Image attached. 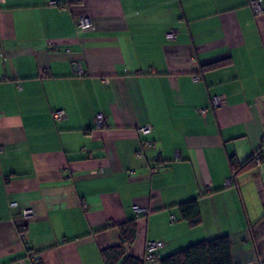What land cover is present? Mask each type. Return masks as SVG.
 Segmentation results:
<instances>
[{"label": "crops", "instance_id": "1", "mask_svg": "<svg viewBox=\"0 0 264 264\" xmlns=\"http://www.w3.org/2000/svg\"><path fill=\"white\" fill-rule=\"evenodd\" d=\"M253 1L0 4V264H107L130 223L126 255L139 261L149 242L165 258L222 236L234 264L264 260V13ZM194 199L193 227L179 206Z\"/></svg>", "mask_w": 264, "mask_h": 264}, {"label": "trees", "instance_id": "2", "mask_svg": "<svg viewBox=\"0 0 264 264\" xmlns=\"http://www.w3.org/2000/svg\"><path fill=\"white\" fill-rule=\"evenodd\" d=\"M76 0H68L75 2ZM261 159L262 150H259ZM256 154V153H255ZM255 154L251 159V163L255 166ZM257 166V165H256ZM234 167V164H233ZM235 169L239 170V168ZM181 217L191 226H197L201 222L198 201L196 199L185 202L179 206ZM110 227V226H109ZM136 226L130 223L122 228L121 244L117 247L107 249L104 252L107 264H147L145 260H137L126 255V248L135 242ZM159 264H234L232 243L228 236L217 237L211 240L201 241L192 244L185 249L161 258ZM259 264V262H257ZM264 264V260L260 261Z\"/></svg>", "mask_w": 264, "mask_h": 264}, {"label": "built area", "instance_id": "3", "mask_svg": "<svg viewBox=\"0 0 264 264\" xmlns=\"http://www.w3.org/2000/svg\"><path fill=\"white\" fill-rule=\"evenodd\" d=\"M5 0H0V4L1 3H4ZM51 6H55V7H59L61 6V3L60 2H51L50 3ZM250 7L252 9V11L256 14V15H259V14H262L264 13V7H263V4L261 2V0H255L253 2H251L250 4ZM92 27L91 23L88 22L87 20H84V19H81L78 23V28L80 30H88ZM177 37V32L172 30L170 33H168L167 35V40L169 41H173L175 40ZM73 68L75 70V72L78 74V76H84L85 75V72L80 68V64L78 62H75L73 63ZM195 82H198L201 80L200 77H195L194 78ZM226 105V99L224 96H220V97H216L212 100V103H211V106L212 108L216 109V108H219V107H224ZM202 113H204V111H202ZM53 118L56 122H60L62 121L63 119L66 118V113L65 111L61 110V111H56L54 114H53ZM96 124H97V127L98 128H105V118L103 115H99L97 117V120H96ZM153 131V127L152 126H145L143 128H140L138 130V133L140 135H149L151 134ZM147 145L149 146H152L153 143L149 142L147 143ZM264 147V146H263ZM262 163V159H261V154L260 152H256L255 154V165L259 166L260 164ZM226 187H230L233 185V181L232 180H228L226 182ZM17 205L16 204H11V207L12 208H15ZM134 212L140 216V215H149V212L147 210H144L142 209L141 207L139 206H135L134 207ZM31 216V211L30 210H26L24 212V218L27 219ZM174 220V218H173ZM27 225H21L19 227V233H20V236L21 238L24 240L25 239V231L27 229L26 227ZM163 248V244L159 241H154V242H149L146 246V254H145V257H144V260L147 264H157L160 260H161V255H160V250ZM32 261L37 264L41 261V258L39 255H34L32 256ZM259 264H260V261H259Z\"/></svg>", "mask_w": 264, "mask_h": 264}]
</instances>
